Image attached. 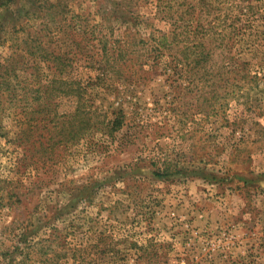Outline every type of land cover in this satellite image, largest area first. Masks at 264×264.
<instances>
[{
    "label": "rangeland",
    "instance_id": "obj_1",
    "mask_svg": "<svg viewBox=\"0 0 264 264\" xmlns=\"http://www.w3.org/2000/svg\"><path fill=\"white\" fill-rule=\"evenodd\" d=\"M0 4V264H264V0Z\"/></svg>",
    "mask_w": 264,
    "mask_h": 264
},
{
    "label": "trees",
    "instance_id": "obj_2",
    "mask_svg": "<svg viewBox=\"0 0 264 264\" xmlns=\"http://www.w3.org/2000/svg\"><path fill=\"white\" fill-rule=\"evenodd\" d=\"M1 5V4H0ZM55 83V82H54ZM61 83V86H63V85H65L66 87H68L69 88V90H70V87L72 86V84H66V83H64V82H60ZM56 84H58V82H56ZM22 85V84H21ZM8 86H9V84H8ZM27 87H30L29 85H27V84H23L22 86H21V90H27L28 88ZM72 88V87H71ZM8 89H10V86L8 87ZM38 90H40V88H38L37 86H36V88H35V91L36 92H38ZM83 89L82 88H80L79 86L76 88V91L77 92H80V91H82ZM41 91V90H40ZM13 92H15V90H13ZM46 93V92H45ZM47 94V93H46ZM50 95V94H49ZM36 112H39L38 110H35ZM63 119V122L62 123H60V121ZM66 119V121H64ZM44 120V119H43ZM47 120V119H46ZM45 120V121H46ZM58 121V123L55 121V118H53V120L52 121H48V123H52L53 125H55V126H53V127H45L44 128V131L46 132V133H40V134H36L35 132H33V131H31V132H27V136L28 137H25V135H24V132H21L20 134H19V136H21L20 137V140H22V141H24V142H28V143H30V147L29 148H27V151L29 152V153H35V154H37V153H40V152H42V153H44V155L45 154H47V153H51V152H53V149H54V145H55V143H53V141H55V137H59L60 136V134L57 132V128H59V127H57L59 124L61 125V126H65L66 124H68L69 123V119H67L66 117H60L59 119H57ZM92 120H93V118H92V116H91V118H88V120H87V122H88V126H90V125H92ZM56 122V123H55ZM119 126V123H118V121H117V119L114 121V122H112V124H111V126H110V128H111V130H114L115 128H117ZM34 128H36V127H34ZM38 131V130H37ZM22 134V135H21ZM80 133H79V131L78 130H76V128H74L72 131H70V132H68V134L67 135H70L72 138H75V137H77V135H79Z\"/></svg>",
    "mask_w": 264,
    "mask_h": 264
}]
</instances>
